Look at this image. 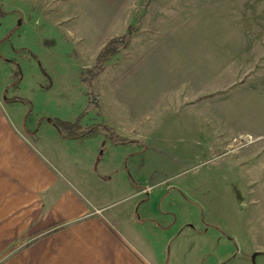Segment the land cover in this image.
Returning <instances> with one entry per match:
<instances>
[{
  "label": "rangeland",
  "instance_id": "obj_1",
  "mask_svg": "<svg viewBox=\"0 0 264 264\" xmlns=\"http://www.w3.org/2000/svg\"><path fill=\"white\" fill-rule=\"evenodd\" d=\"M51 1L24 29L0 31V86L10 111L49 141L67 176L78 169L94 183L92 167L99 176L107 162L124 167L105 173L107 182L130 181L133 190H96L114 206L150 186L151 199L178 215L172 245L186 239L184 254L199 250L198 264H264V0H125L102 34L83 17L66 24L71 33L60 16L44 21ZM126 32L128 44L91 82L100 105L81 124L131 121L141 140L113 147L98 136L108 154L96 164L67 140L57 145L48 129L53 119L75 121L84 112L86 70Z\"/></svg>",
  "mask_w": 264,
  "mask_h": 264
},
{
  "label": "crops",
  "instance_id": "obj_2",
  "mask_svg": "<svg viewBox=\"0 0 264 264\" xmlns=\"http://www.w3.org/2000/svg\"><path fill=\"white\" fill-rule=\"evenodd\" d=\"M42 1L0 0L5 11L0 31L3 27L8 33L14 28L24 29L37 20L35 11ZM124 1L52 0L42 14L44 21H58L60 16V22H65L63 29L69 32L71 28L66 24L71 26L83 17L102 34L109 30ZM5 91L0 86V264H198L199 250L191 258L184 254L186 239L172 245L169 229L178 221V215L151 199L150 186L134 191L135 200L114 206L108 192L99 195L96 190H133L130 181L107 182L110 177L105 173L123 174L124 167L107 162L100 176L96 166L92 167L94 183L78 169L67 176L66 169L57 165V154L48 146L49 141L44 143L38 130L25 128L22 118L20 121L13 109L10 111ZM105 123L129 139L141 140L135 136L131 121ZM48 130L57 145L67 140L69 149L96 164L108 154L98 136L66 139L56 129ZM100 146L104 155L101 158L97 153ZM233 241L235 249L241 250V243L234 237ZM258 250L264 255V240Z\"/></svg>",
  "mask_w": 264,
  "mask_h": 264
},
{
  "label": "trees",
  "instance_id": "obj_3",
  "mask_svg": "<svg viewBox=\"0 0 264 264\" xmlns=\"http://www.w3.org/2000/svg\"><path fill=\"white\" fill-rule=\"evenodd\" d=\"M4 13L5 11L0 6V15H4ZM130 37H131V33L126 32L121 37H118L115 40H112L111 42L106 44L97 54L95 58V65L86 70V72L89 75L84 77L83 80L88 85V92H87L88 104L84 112L75 121H66L58 118L53 119L51 121L54 128L57 130V132L62 138L85 140L103 135V137H106V139H108V141L114 145H128V144L139 143L138 140L136 141L126 138L121 134H119L111 126L103 123L85 126V127H83V125L81 124V120L85 115V113L94 108H99L100 105L98 101V96L95 95V93L91 90L92 80L103 71L105 67L104 63L109 58L114 56L120 50V48L128 44ZM42 69L45 73L46 72L45 68ZM15 73L17 74V79H20L22 72L18 65H17V69L15 70Z\"/></svg>",
  "mask_w": 264,
  "mask_h": 264
}]
</instances>
